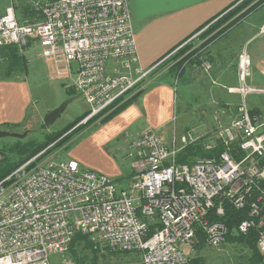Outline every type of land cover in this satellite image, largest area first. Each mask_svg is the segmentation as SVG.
<instances>
[{
	"label": "built area",
	"instance_id": "built-area-1",
	"mask_svg": "<svg viewBox=\"0 0 264 264\" xmlns=\"http://www.w3.org/2000/svg\"><path fill=\"white\" fill-rule=\"evenodd\" d=\"M9 1L0 15V46L25 52L36 44L59 74L76 72L90 116L145 87L152 69L139 63L129 0H25L34 14L24 21L16 14L23 0ZM202 66L210 73L211 63ZM237 75L238 84L226 87L240 96L236 114L212 137L224 147L217 157L179 163L178 153L189 144L214 146L195 129L179 140L174 136L170 145L147 129L128 145L136 174L127 186L74 158H56L48 148L0 179V264H53V254L62 255L60 264H75L69 245L79 232L107 251L141 252L142 264H188L184 247L198 228L208 244L225 242L229 229L210 212L223 215L226 203L248 210L237 231H258L264 262V119L248 103L249 95L264 89L249 82L247 47ZM2 160L0 154V166Z\"/></svg>",
	"mask_w": 264,
	"mask_h": 264
},
{
	"label": "rangeland",
	"instance_id": "rangeland-1",
	"mask_svg": "<svg viewBox=\"0 0 264 264\" xmlns=\"http://www.w3.org/2000/svg\"><path fill=\"white\" fill-rule=\"evenodd\" d=\"M24 1L25 0L21 1L20 3L22 4ZM20 3L19 5L21 6ZM7 4H10L9 0H0V15L5 12V6ZM19 5L16 7V14L18 19L20 20V18L22 17V6L20 7ZM133 22L136 31L137 27L134 17ZM263 25L264 5L259 9L252 11L243 20H241V22H238L229 29L224 30L223 35L220 34V36L216 37L217 35L215 36L214 33L213 35L208 34L203 38L201 36V33L194 40L189 41L187 45H192L193 50H196L206 39L211 37V42L204 50L205 54L207 53V51H209L210 59L205 58L206 56H204L203 61L206 60L207 62L211 63L212 75H214V71L216 74L218 73V70H215V61L212 57L215 56V60L222 59L223 62L231 63L230 71H232L234 62L237 63L238 67L240 52L243 48L247 47L252 58V76L249 82L254 86L264 89V35L260 34ZM223 26L218 29L219 31L217 30L215 32L219 34L220 29ZM214 37L216 38L212 41V38ZM22 53H26L29 58L30 72L29 74L20 72L15 76L16 78L27 80L32 91L31 105L28 109L26 117V121L28 120L29 123L28 127L22 130L9 131L23 133L28 130L29 133L23 139L15 137L0 138V150H2L0 151V154L3 157L0 169H2L6 163L5 158L11 157L10 161L18 159V157L13 152L12 154L9 152L10 148L14 147L17 144L30 145L32 143H43L46 141L49 135H52L58 131L60 132L62 130L65 132L70 126L72 128L70 127L69 130L61 136L62 141L63 137L72 132L70 134L71 138L69 137V141L67 140L60 144V142H58L60 140L59 137L58 140L52 141L44 149L48 148V153L57 152L55 155L56 158L73 159V155L76 154L77 149L80 147L79 145L83 141H85L91 133H94V131L101 127V125L98 126L100 120L118 107V105H116L108 110L100 112L95 116H90L91 108L85 101L84 97L78 92L76 87V72L59 74L51 60H45V58L40 56V48L36 44L31 45L29 49H26L25 52ZM217 55H220V58ZM171 57L157 66L154 72L157 73L158 77L164 76V71H168L170 69L173 61V57ZM2 63L3 65H5V60L0 58V65ZM191 65L187 66V71L184 73L182 78H180L177 82L174 81V87H176L174 89V100L176 108L175 111L177 116L176 121H172L162 129H148L157 131L164 138L165 142L168 145L172 143L174 136H176L179 140L181 135L186 131L195 129L199 134H205L207 142L212 143L215 148L219 143H216L217 141H215V138H212L214 136V132L219 125L228 123L235 116L237 106L240 102V96L238 94H230L228 92V89L222 86V82H224L222 80H220V82L217 81V84L211 83V86L210 84H208L209 87L205 88L206 92L204 94H201L200 96H193L189 92L190 86H188L192 79V67H189ZM210 78L211 77H206V80L209 83L211 82ZM148 83L149 77L146 78L145 86H147ZM237 84L238 82H236V84L232 86H236ZM132 95L133 94L131 93L125 95L124 97L127 99V97L129 98V96ZM65 101H68L69 104L66 110L63 112L62 116L58 118L54 123L46 125L44 123V115L48 111L58 107ZM248 103L251 109L257 108L260 113H262L264 118V91L249 95ZM92 119H95V122L90 125L89 123ZM17 128L20 129V127ZM122 133L121 134L123 136L114 138L109 142H104L103 145H101V143L97 141V143L94 144L95 148L93 149L92 147L86 152L89 153V161L100 163L103 165L109 164L114 168L115 171H119L121 172V174H125L123 177H119V180L114 179L115 182L119 184L123 182L122 180L127 174H130V172L134 170L133 162L135 161V158L129 155L128 145L137 136V134H139L133 129L123 131ZM78 150H80V148ZM80 164L84 168L95 170L83 165L81 162ZM95 171L104 173L98 170ZM135 174L136 170L134 172V176ZM110 177L113 178L112 176ZM256 233L258 248V231H256ZM231 235L232 237H228L225 242L219 247H214L208 244L207 240L206 244L201 247L198 252H194L191 249L188 250L185 246L184 251L188 252L187 254L189 257V262L190 260L199 257L202 260L201 264H203L205 258L206 263H208L210 259L217 257L225 259L226 264H264L263 261L257 262L255 260L257 259V257H255L253 248H251L249 245H243V243L240 242V240L238 239L240 233L237 231V229ZM96 247L101 250V255L99 256L98 260L99 264H131L129 261H133L135 264L139 260L142 261L141 252L112 254L101 245H97ZM78 250L80 255L85 254L84 259L86 260L82 264H93L94 253L91 250L87 251L85 249H82V244L78 246ZM62 259L63 257L60 254H53L51 256L53 264H60L62 262ZM74 261L75 264H80L76 263L75 259Z\"/></svg>",
	"mask_w": 264,
	"mask_h": 264
},
{
	"label": "crops",
	"instance_id": "crops-1",
	"mask_svg": "<svg viewBox=\"0 0 264 264\" xmlns=\"http://www.w3.org/2000/svg\"><path fill=\"white\" fill-rule=\"evenodd\" d=\"M237 1L239 0H129L137 27L139 63L146 71L152 69L147 77L182 46L199 36L208 24ZM21 6L23 7V3ZM204 25L205 27L202 28ZM217 56L220 58V55ZM214 57L212 58L215 61V70H218L217 74L214 71V75H212V70L208 73L202 64L189 66L192 67V79L188 86H190L189 92L193 96L204 94L205 88L209 87L208 84L211 86V83L217 84V81L220 82V80L224 81L222 82L224 88L238 82L237 63L234 62L232 71H230L231 63L223 62L222 59L215 60ZM2 68L1 66L0 73ZM206 77H211L210 83ZM149 82L152 83V81ZM152 84L153 86L135 103L91 133L79 145L80 150L77 149L76 154L73 155L74 159L87 167L108 174L114 179L123 177L125 174L115 171L109 164L103 165L89 161V153L86 152L92 147L94 149V144L97 141L103 145L104 142L123 136V131L133 129L140 134L148 128L162 129L173 121L176 114L174 100L176 87L165 82L156 84L154 81ZM31 99L32 91L27 80L16 78V76L5 78L0 75V129L18 131L28 127L29 121H26V117ZM133 169L122 180L123 187L131 183L136 170L134 166ZM186 248L194 252L199 250L194 242ZM129 262L134 264L133 261ZM135 264H142V261L139 260ZM203 264H226V260L215 257L206 263L205 258Z\"/></svg>",
	"mask_w": 264,
	"mask_h": 264
},
{
	"label": "trees",
	"instance_id": "trees-1",
	"mask_svg": "<svg viewBox=\"0 0 264 264\" xmlns=\"http://www.w3.org/2000/svg\"><path fill=\"white\" fill-rule=\"evenodd\" d=\"M264 5V0H240L237 1L233 6L229 7L226 11L218 15L214 21H212L210 24H208L207 28L202 32L201 36L204 38L208 34L214 35L216 37L220 36V34L223 35V31L229 29L233 25H235L238 22H241L247 15H249L252 11L259 9ZM24 9V10H23ZM22 17L20 20H25L28 17L32 16L34 14V10L31 7V4L27 1L23 2L22 7ZM226 24V25H225ZM225 25V26H223ZM221 26H223L220 29V33L217 34L215 31H217ZM205 25L202 27L204 28ZM201 28V29H202ZM219 31V30H218ZM212 38V41L216 38ZM211 42V37L206 39L199 48L196 50H193L192 45H184L182 46L172 57L173 61L170 66V69L168 71H164V76L158 77L157 73L153 71V73L149 76V81H152V83L155 81V83L165 82L170 83L174 85V81L177 82L180 78L183 77L186 68L188 65L191 64H203L206 60L203 61L204 56L205 58L210 59L209 51L205 54L204 50L208 46V44ZM171 57V58H172ZM0 58L5 60V65L3 63L0 65L3 67L1 70L0 75L5 78H11L12 76L17 75L20 72H24V74H29L30 72V66H29V58L25 53H22L20 48L16 45L12 46H3L0 47ZM202 59V61H201ZM160 79V80H159ZM154 80V81H153ZM148 83L147 86L140 89L139 91L135 92L132 96L122 97L121 99L117 100L115 103H113L110 107H108L106 110L118 105L117 108H115L112 112H110L108 115H106L104 118H102L99 122L98 126H102L115 118L118 114L123 112L127 107L135 103L139 97L144 94L148 89H150L153 84ZM251 113L255 114H261L260 111L257 108L251 109ZM263 117V115H262ZM82 119V118H81ZM80 119V120H81ZM264 119V118H263ZM79 121V120H77ZM95 122V119H92L90 121V125ZM71 127V126H70ZM69 127V128H70ZM97 127V126H96ZM68 128V130H69ZM72 128V127H71ZM66 130V131H68ZM62 131H58L52 135H49L45 142L37 144L32 143L30 145H22L17 144L14 147L10 148L9 152L12 154V152L18 157L17 160L10 161V158H5V165L2 169H0V179H3L10 173H12L17 167H19L21 164L25 163L27 160H29L31 157L36 155L38 152H40L42 149L47 147L48 144H50L52 141H56L59 139L58 142L62 144L65 141H69L70 134L63 137L61 141V136L66 133ZM70 137V138H69ZM224 149V147L220 144H218L214 149L212 150H206L203 140L196 142L194 144H189L185 148H183L177 156V161L179 163H192L196 160L197 157H217L219 153ZM2 151V150H0ZM241 156V153L234 154V157L236 159H239ZM118 179V178H117ZM119 180V179H118ZM122 180V178H121ZM248 210H238L234 208L232 205L226 203L225 204V212L223 215H216L215 209L211 210L210 212V219L211 220H220L224 222L228 229L229 233L226 237H232L231 234L238 228L239 223L248 217ZM154 228L152 227V231ZM257 233L254 229L250 231L248 235H242L238 237L241 243L243 245H249L251 248H253L255 252V259L257 262L263 261L261 252L259 248H257ZM195 246L197 249H200L206 244V234L205 232L198 228L196 237L193 240ZM82 244V249L85 250H91L94 253V262L93 264H99V256L101 255V250L98 249L96 244L90 239V237L86 234H83L81 232L76 233V235L73 237L72 241L69 245V254L70 256L76 260V263H84L86 259H84V255L79 254L78 246ZM259 250V251H258ZM112 254H123V253H130L134 251H124V252H114V251H108ZM260 252V253H259ZM191 264H201V259L199 257H196L195 259L190 260Z\"/></svg>",
	"mask_w": 264,
	"mask_h": 264
},
{
	"label": "water",
	"instance_id": "water-1",
	"mask_svg": "<svg viewBox=\"0 0 264 264\" xmlns=\"http://www.w3.org/2000/svg\"><path fill=\"white\" fill-rule=\"evenodd\" d=\"M68 104H69V102L65 101L64 103H62L58 107L48 111L44 115V123L46 125H50V124L54 123L58 118H60L62 116V114L66 110ZM28 133H29L28 130L23 132V133H21V132H15V131H9V130H1L0 129V138L15 137V138L23 139V138H25L28 135Z\"/></svg>",
	"mask_w": 264,
	"mask_h": 264
}]
</instances>
